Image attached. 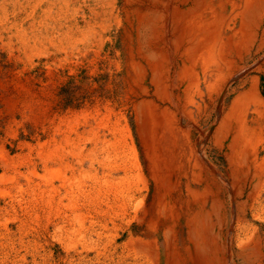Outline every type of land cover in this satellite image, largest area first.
<instances>
[{"label":"bare ground","instance_id":"bare-ground-1","mask_svg":"<svg viewBox=\"0 0 264 264\" xmlns=\"http://www.w3.org/2000/svg\"><path fill=\"white\" fill-rule=\"evenodd\" d=\"M23 1L0 52L63 180L0 193V264H264V0Z\"/></svg>","mask_w":264,"mask_h":264},{"label":"rangeland","instance_id":"rangeland-1","mask_svg":"<svg viewBox=\"0 0 264 264\" xmlns=\"http://www.w3.org/2000/svg\"><path fill=\"white\" fill-rule=\"evenodd\" d=\"M32 1L34 0H24L23 6L20 7L23 10L22 17H25V19L27 18V23L31 21L30 19H33L30 18L29 15H27V12L30 11V5L32 4ZM27 23L26 26H28ZM6 39L7 38L3 40ZM0 55H2V57H0V138H2L0 139V142L5 145L11 156L16 157L19 155L18 157H16V166L10 168H5L3 166L2 160L0 159V174L3 176V178L0 179V193H8L9 191L10 193H26V195H29L28 192L30 194L42 192L45 195H57L58 193L56 192V189L60 186V183H62L63 180L62 175L59 176V174L57 173V168H59V166L53 160L46 161V159H44L46 158V156L43 155L44 152H42L43 148L41 143L43 140V126L41 125L42 119L40 118L41 114L39 113V95L41 88L39 69L37 67H34V65H32L29 60L17 65L13 62L8 63L6 61V56L2 52H0ZM33 58H35V61H38L37 55L33 56ZM3 88H5L4 91ZM66 90L60 93L62 101L66 100ZM36 103L38 105H36ZM36 107L39 109H37ZM48 124L49 126H51V122H48ZM50 144V149H53L54 145H52V142ZM20 163H22V165ZM14 169H18V171H15ZM53 169L56 173L53 171ZM31 171L34 172L31 173ZM13 174L15 175V177H12L14 176ZM49 175H51V178ZM22 189L28 191L26 192L25 190H23L22 192ZM59 189L62 190L61 187H59ZM50 192L52 193L50 194ZM66 201H68V199H66L65 202Z\"/></svg>","mask_w":264,"mask_h":264}]
</instances>
